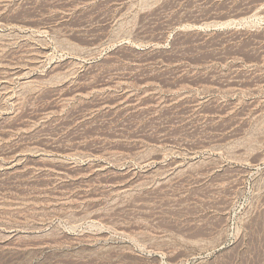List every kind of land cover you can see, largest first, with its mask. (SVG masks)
I'll return each instance as SVG.
<instances>
[{
    "label": "rangeland",
    "instance_id": "1",
    "mask_svg": "<svg viewBox=\"0 0 264 264\" xmlns=\"http://www.w3.org/2000/svg\"><path fill=\"white\" fill-rule=\"evenodd\" d=\"M0 264H264V0H0Z\"/></svg>",
    "mask_w": 264,
    "mask_h": 264
}]
</instances>
